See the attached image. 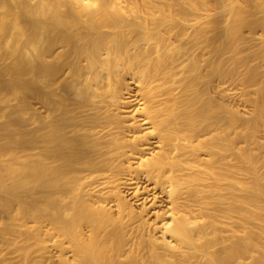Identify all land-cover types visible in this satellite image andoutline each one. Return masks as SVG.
<instances>
[{
	"label": "bare ground",
	"instance_id": "obj_1",
	"mask_svg": "<svg viewBox=\"0 0 264 264\" xmlns=\"http://www.w3.org/2000/svg\"><path fill=\"white\" fill-rule=\"evenodd\" d=\"M0 264H264V0H0Z\"/></svg>",
	"mask_w": 264,
	"mask_h": 264
},
{
	"label": "rangeland",
	"instance_id": "obj_2",
	"mask_svg": "<svg viewBox=\"0 0 264 264\" xmlns=\"http://www.w3.org/2000/svg\"><path fill=\"white\" fill-rule=\"evenodd\" d=\"M237 82H238V81H237ZM234 84H238V83H236V82H235V83H232V84L230 85V87H231V88H229V89H232V90L230 91V92H231V94H233V92H232V91H234V94H236V93H238V92L240 91V90H239L238 92H236V90H237V89H239L240 87H238V88H236V86H235V87H233V85H234ZM233 88H236V90H235V89H233Z\"/></svg>",
	"mask_w": 264,
	"mask_h": 264
}]
</instances>
